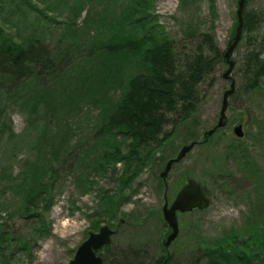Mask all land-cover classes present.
<instances>
[{
  "label": "rangeland",
  "instance_id": "374dc122",
  "mask_svg": "<svg viewBox=\"0 0 264 264\" xmlns=\"http://www.w3.org/2000/svg\"><path fill=\"white\" fill-rule=\"evenodd\" d=\"M18 2L23 4L24 0H0V27L6 33L18 40L31 35L41 37L56 53L64 56L62 67H68L69 76L88 75L91 70L102 74L108 71L111 49L97 46L99 40L109 38L113 28L108 29L100 20L102 16L112 22L118 20L128 0H32L35 9L30 12H19ZM238 2L152 0L150 11L172 39L176 55L184 58L203 45V33H211L221 51L226 50L237 28ZM246 10L259 17L253 35L250 34L252 47H258L264 44V0H247ZM248 48L245 37L232 53L236 61L232 75L236 79L237 92L231 98L224 127L208 139L205 137V133L218 124L223 95L230 87V81L224 77L228 66L218 61L197 87L199 103L195 117L178 128L174 140L157 153V164L141 171L131 191L127 192L129 199H124L126 202L119 206L116 214L104 212L102 215L104 209L99 191L117 189L123 163L116 165L115 172H96L95 187L89 191L77 186L75 173L63 172L55 185L51 208L45 214L48 232L44 234L36 233V224L41 222L39 216L25 217L17 213L19 196L13 190L23 161L35 154L33 145L41 131L43 111L39 109L31 125L21 97L25 91L17 97L0 92V222L11 234L10 242L4 245L12 259L17 264H68L88 232L99 230L92 229L96 213V217L102 215L99 219L106 216L101 219L100 226L105 224L117 230L107 248L100 250L105 254L103 264H124L123 259L133 255L142 257L144 264H154L165 253L172 257L171 264H206L201 252L206 241L220 240L232 228L240 232L248 228L245 227L248 222L264 213L261 194H257L252 176L264 174V80L257 90L249 94L244 92L242 73ZM116 80L105 91L100 83L97 84L104 95L99 92L100 97L95 102L84 100L58 121L53 118L50 122L51 127L59 129L69 141L66 145L69 155L83 153L93 142L101 101L119 97L124 89L120 87V76ZM65 83L62 81L61 85ZM173 117L176 120L177 116ZM239 123L244 128L242 138L234 134ZM48 134L53 135L51 131ZM192 138L196 141L191 151L162 178L160 174L167 160L176 157L182 145L191 143ZM205 138L207 142L203 143ZM189 177L201 184L209 198V206L179 214L178 236L165 248L163 243L170 232L163 218V206L165 202L172 203ZM263 219L261 216L257 219L261 225ZM64 220L69 221L67 226L62 223ZM120 220L124 222L119 224ZM24 239L31 243L27 249L20 246ZM49 241L51 247L45 250L46 257L41 260L37 253L43 243Z\"/></svg>",
  "mask_w": 264,
  "mask_h": 264
},
{
  "label": "trees",
  "instance_id": "16d2710c",
  "mask_svg": "<svg viewBox=\"0 0 264 264\" xmlns=\"http://www.w3.org/2000/svg\"><path fill=\"white\" fill-rule=\"evenodd\" d=\"M24 2L16 4L19 12L35 9L32 0ZM151 7L152 0H128L115 22L101 17L102 24L104 22V26L108 25V29L113 28L114 31L107 40H99L97 46L99 49H111L105 74L91 70L88 75L77 73L69 76L68 67H62L64 56L56 53L41 37L31 35L18 40L0 27V92L17 97L22 90L25 91L21 97L23 106L28 109L31 125L39 109L44 115L41 131L33 145L35 154L23 161L17 183L13 182V190L19 196L17 213L25 217L33 214L40 217L36 233L48 232L45 214L51 208L55 185L63 172L75 173L77 186L89 191L95 187L96 172H115L116 165L123 163L121 175L117 178V189L99 191L104 209L102 215L104 212L116 214L124 199H129L127 192L131 191L141 171L157 164V153L164 151L174 140L178 128L195 117L199 83L218 61L229 67L227 48L221 51L211 33L202 34L203 45H199L192 54L184 58L177 56L172 39L150 11ZM258 20V14L247 11L245 7L240 42L248 38L249 48L242 73L244 92L247 94L260 88L264 80V44L252 47L254 43H251L255 21ZM235 34L236 31L229 44ZM119 76L122 79L120 87L124 89L119 97L101 101L93 142L83 153L69 155L66 148L69 141L59 129L52 128L50 122L53 118L58 121L84 100L95 102L100 97L99 92L104 95L97 84L100 83L105 91L109 84L117 82ZM73 80L76 87H71ZM231 80L236 86L234 75ZM62 81L66 83L61 85ZM236 92L237 87L231 98ZM173 115L177 116L176 120ZM169 125L170 129L167 128ZM48 131L53 135H49ZM195 139L192 138V141ZM157 176L162 182L161 176ZM252 176L257 194H261L260 205L264 206V174ZM181 183L178 182V185ZM94 216L92 229L98 230L101 219L106 216L101 219V216L96 217L97 213ZM260 216L263 218L264 213L248 222L249 225L245 226L248 228L241 232L232 228L224 238L206 241L201 247L206 264H264V223L261 225V221L257 220ZM4 226L0 222V264H17L4 245L11 240V234ZM247 233L248 236H245ZM24 240L20 246L27 249L31 243ZM99 253L105 257L103 252ZM141 258L133 255L124 258L123 263L144 264ZM171 258L169 253H165L154 264H171Z\"/></svg>",
  "mask_w": 264,
  "mask_h": 264
},
{
  "label": "water",
  "instance_id": "95a60500",
  "mask_svg": "<svg viewBox=\"0 0 264 264\" xmlns=\"http://www.w3.org/2000/svg\"><path fill=\"white\" fill-rule=\"evenodd\" d=\"M247 0H239L237 17L238 25L236 28V35L233 41L230 43L227 51L226 57L228 59L229 68L224 73L225 78H229L233 67L235 66V61L231 59L232 53L236 48L238 42L240 41L244 28V11ZM235 92V82H231L230 88L224 92L222 107L220 111V118L218 124L211 130L207 131L205 135H211L218 128L226 125L227 121V109L229 104V96ZM234 132L238 137L244 135L243 125L239 124L234 128ZM194 146V142L183 145L177 156L166 162L164 170L161 172L162 178H165L167 173L171 170L174 163L182 160L189 151ZM209 198L204 193L201 184L195 178H189L185 185L178 191L173 202L169 204L165 202L163 206V217L168 225V228L171 229L170 234L164 241V246L168 247L172 241L178 236L179 233V221L178 213L179 212H189L195 209H205L209 206ZM124 220H121V223ZM117 231L112 229L109 225H103L100 227L97 232H90L88 238L83 241L76 250L74 257L70 260L69 264H102L103 257L97 254V251L104 246H107L111 243L113 235Z\"/></svg>",
  "mask_w": 264,
  "mask_h": 264
},
{
  "label": "clouds",
  "instance_id": "9594fccd",
  "mask_svg": "<svg viewBox=\"0 0 264 264\" xmlns=\"http://www.w3.org/2000/svg\"><path fill=\"white\" fill-rule=\"evenodd\" d=\"M62 223L65 226H67L69 221L68 220H64V221H62ZM61 235H63V233H61ZM51 244H52L51 241L43 243L42 249L37 253V255L39 256V258L41 260L45 259V257H46V251L45 250L49 249L51 247Z\"/></svg>",
  "mask_w": 264,
  "mask_h": 264
},
{
  "label": "flooded vegetation",
  "instance_id": "af4514ba",
  "mask_svg": "<svg viewBox=\"0 0 264 264\" xmlns=\"http://www.w3.org/2000/svg\"><path fill=\"white\" fill-rule=\"evenodd\" d=\"M165 228H166V227H165ZM167 230H168V229H166V231H167ZM164 235H165V231H164ZM103 248H104V247H103ZM103 248H102V249H103ZM99 252H100V251H99ZM100 255H101V254H100Z\"/></svg>",
  "mask_w": 264,
  "mask_h": 264
}]
</instances>
